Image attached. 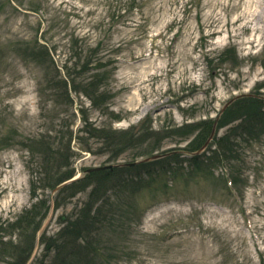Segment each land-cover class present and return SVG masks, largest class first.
<instances>
[{
  "label": "rangeland",
  "instance_id": "rangeland-1",
  "mask_svg": "<svg viewBox=\"0 0 264 264\" xmlns=\"http://www.w3.org/2000/svg\"><path fill=\"white\" fill-rule=\"evenodd\" d=\"M0 264H264V0H0Z\"/></svg>",
  "mask_w": 264,
  "mask_h": 264
},
{
  "label": "trees",
  "instance_id": "trees-1",
  "mask_svg": "<svg viewBox=\"0 0 264 264\" xmlns=\"http://www.w3.org/2000/svg\"><path fill=\"white\" fill-rule=\"evenodd\" d=\"M46 53V52H45ZM48 53H46L47 55ZM79 56L82 55V52H79L78 53ZM47 57V56H45ZM97 65H100V64H97ZM88 60L83 64L82 66V69L79 70V71H76L75 73H73V70H70L72 72L71 74V79H73V83L75 85V89L76 90H82L83 92H85V94L88 96V94L91 96L94 94V92L88 90V81L85 83V82H79V81H76L77 77L76 75H80V73H83L84 71H88ZM68 81H66L67 83ZM79 85L80 88H79ZM95 95V94H94ZM106 96V95H105ZM213 123L214 121L212 120H209L208 122H204L203 124L204 125H201L203 126V128H208V135L206 134V136H204L202 139H201V143L196 147V149H199L201 148L202 145H204V143L206 142V140L209 138V135L211 133V130H212V127H213ZM30 141V140H29ZM29 144V143H28ZM105 170H95L93 172H91L89 175H94V174H97L99 172H103ZM109 171V172H108ZM108 173H111L110 170H107ZM57 174V173H56ZM56 177V175H55ZM73 175L72 174H69L67 172H65V174L57 177L54 179V183L52 184H48L46 185V187H50V188H56L59 184H61L62 182L72 178ZM47 181V179H46ZM75 182V181H74ZM73 182V183H74ZM47 209H48V206L46 205V203L44 204H41V202L37 201L36 203H34L32 205L31 208L27 209L26 211H24L20 216L19 218L13 222L11 225L15 226L16 228H18L19 230H23V233L25 231H31L33 229V231L35 232L41 219L46 215L47 213ZM29 232H26L25 234H28Z\"/></svg>",
  "mask_w": 264,
  "mask_h": 264
}]
</instances>
